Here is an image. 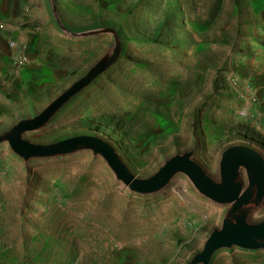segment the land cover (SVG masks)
<instances>
[{
    "label": "rangeland",
    "instance_id": "1",
    "mask_svg": "<svg viewBox=\"0 0 264 264\" xmlns=\"http://www.w3.org/2000/svg\"><path fill=\"white\" fill-rule=\"evenodd\" d=\"M108 29L115 64L26 139L97 134L139 179L191 153L220 183L228 148L264 157V0H0V137L95 66L115 45ZM231 207L184 173L139 194L91 150L25 161L0 142V264H190ZM209 264H264V248H222Z\"/></svg>",
    "mask_w": 264,
    "mask_h": 264
},
{
    "label": "water",
    "instance_id": "2",
    "mask_svg": "<svg viewBox=\"0 0 264 264\" xmlns=\"http://www.w3.org/2000/svg\"><path fill=\"white\" fill-rule=\"evenodd\" d=\"M104 32L115 37V45L106 55L83 77L56 97L39 115L19 121L0 137V142H8L11 149L25 161L91 150L95 155H101L105 159L118 180L139 194L159 192L176 174L184 173L201 194L217 203L232 205L223 220L222 228L212 232L203 250L190 264H209L215 252L222 248L232 246L264 248V221L257 225H250L247 222L250 213L264 199V157L251 147L237 145L223 153L220 162L221 182L218 183L199 162L191 158V153L177 155L169 159L153 177L139 179L131 172L113 144L97 134L77 135L49 145L35 144L25 138V134L43 128L74 96L115 64L121 52L120 36L113 29ZM241 167L246 169L249 180L245 190Z\"/></svg>",
    "mask_w": 264,
    "mask_h": 264
},
{
    "label": "bare ground",
    "instance_id": "3",
    "mask_svg": "<svg viewBox=\"0 0 264 264\" xmlns=\"http://www.w3.org/2000/svg\"><path fill=\"white\" fill-rule=\"evenodd\" d=\"M119 32V31H118ZM123 38V37H122ZM111 39V38H110ZM122 52V51H121ZM245 171L246 170H244V168L243 167H241L240 168V172H241V174L243 175V177H245L246 176V173H245ZM218 175V174H217ZM217 180V179H216ZM166 195V194H165ZM165 195H163V196H165ZM113 207V206H112ZM171 209V210H170ZM169 210V212H168V215L169 216H171V217H177L179 214H181L182 213V210L181 209H179V208H170ZM110 212H112V213H114V214H116V209L113 207V208H111L110 209ZM256 212V211H255ZM254 212V213H255ZM262 212H264V209L262 210H260L259 209V211H257L255 214L254 213H252L251 214V218H252V216H253V214L255 215V216H257L258 214H262ZM135 218V217H134ZM139 219H141V218H139ZM186 220V219H185ZM130 221V220H129ZM183 222V221H182ZM157 223V222H156ZM141 224V223H140ZM184 224V223H183ZM186 226V225H185ZM173 230V229H172ZM144 232H145V234L147 235V241H151L153 238H154V235H156L157 234V232H158V228H155V227H152V228H149V229H144L143 230ZM172 232V231H171ZM163 233V232H162ZM144 234V235H145ZM172 234V233H171ZM168 236V235H167ZM138 238V237H137ZM167 241V240H166ZM149 242H147V250H149L150 249V244H148ZM159 243V242H158ZM155 244V243H154ZM86 247V246H85ZM153 257V256H152ZM144 261H146V260H144ZM179 264V263H178Z\"/></svg>",
    "mask_w": 264,
    "mask_h": 264
},
{
    "label": "built area",
    "instance_id": "4",
    "mask_svg": "<svg viewBox=\"0 0 264 264\" xmlns=\"http://www.w3.org/2000/svg\"><path fill=\"white\" fill-rule=\"evenodd\" d=\"M28 60L26 58H23V62H27Z\"/></svg>",
    "mask_w": 264,
    "mask_h": 264
}]
</instances>
